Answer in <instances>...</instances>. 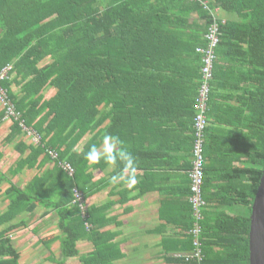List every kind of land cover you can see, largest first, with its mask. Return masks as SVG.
I'll return each instance as SVG.
<instances>
[{"label":"trees","instance_id":"1","mask_svg":"<svg viewBox=\"0 0 264 264\" xmlns=\"http://www.w3.org/2000/svg\"><path fill=\"white\" fill-rule=\"evenodd\" d=\"M206 1L211 9L220 7L235 17L217 18L221 40L208 121L215 113L218 122H241V132L235 148L232 140L229 151L218 154L221 157L211 168H220L213 170L207 165L205 131L203 194L208 206L202 221L203 264H250L252 205L264 170V0ZM196 12L204 20L202 24L190 22ZM213 21L214 16L199 0H0V75L10 67L0 83L17 115H10L14 120L10 135L23 131V124L40 134V141L31 146L32 152L23 161L29 166L54 162L52 173L43 177L52 178L55 185H45L41 193L12 184L7 191L11 203L6 220L33 211L41 203L58 215L62 232L41 240L45 245L50 247L59 238L67 259L78 255L77 241L90 238L97 249L82 256V264H111L117 259L116 244L107 240V244H96L99 234L91 231L93 211L86 208L85 215L81 203L75 201V190H79L86 206L90 176L84 155L73 148L91 127L107 120L115 134L122 124L137 122L141 116L145 122H156V117L165 115L161 99H165L164 109L181 107L176 113H184L191 105L194 109L203 66L197 48L207 46L205 35ZM48 57L50 62L42 65ZM14 82L23 95L12 91ZM49 87L55 89L54 95L44 99ZM184 88L191 90L190 95H179ZM182 98L185 103L180 105ZM7 112L0 115V121ZM89 148L87 141L82 150L86 153ZM130 152L135 156L132 149ZM234 161L241 165L235 166ZM23 167L20 164L18 171ZM193 168L194 164L190 173ZM216 180L223 181L220 188L228 191L223 196L226 203H240L248 210L246 215L221 212L214 218L207 212L213 199L206 190ZM187 219L186 244L191 252L192 205ZM5 241L2 246L9 240ZM18 255H10L12 263H17ZM186 256L172 262L192 264Z\"/></svg>","mask_w":264,"mask_h":264},{"label":"crops","instance_id":"2","mask_svg":"<svg viewBox=\"0 0 264 264\" xmlns=\"http://www.w3.org/2000/svg\"><path fill=\"white\" fill-rule=\"evenodd\" d=\"M194 20L199 24L204 22L197 12L191 14L190 22L193 23ZM11 89L19 96L21 93L23 95L18 83L14 82ZM48 89L52 94H49ZM48 89L44 91V99H50L54 95L55 89ZM186 92L190 95L191 90L184 88L179 95ZM191 99L189 96V101L192 102ZM164 100L161 99L160 106L162 105L161 110H164L165 115L156 117V122H145L141 116L137 118V122H125L119 130L125 146L135 153L142 173L140 183L134 190L135 194L109 183L111 176L117 174L122 165L110 168L101 161L99 165L88 168L90 178L86 208L91 209L95 215L91 231L94 229L99 234L96 236V244L101 246L105 241V244L110 242L117 245L119 256L111 264H182L172 262V259L190 252L186 244L189 230L185 223L191 209L190 170L195 140L192 116L195 111L192 105L185 107L184 113H176V110L181 109L179 106L164 109ZM220 102L235 104L234 101ZM183 103L185 101L182 98L179 104ZM5 104L0 100V115L4 110L6 112ZM13 124V117L7 114L0 121V264H45V247L54 251L57 248L63 258L59 238L50 247L41 242L45 238L62 234L58 215L40 203L33 211H24L8 220L4 216L11 203L7 191L12 184L25 191L38 190L41 193L45 192V185L55 186L52 178L46 180V176L43 177L46 172L48 175L52 173L54 162L47 161L44 165L37 162L34 166L25 164L23 160L32 152L31 146L36 144L33 138L37 132L34 129L30 133L23 130L11 137ZM240 124L241 122H218L215 113L212 114L206 130V159L209 169L220 168L211 166L224 152L229 151L227 149L232 140L235 148L236 138L240 140ZM111 126V120H107L91 127L78 143L81 149L87 141L90 147L93 144L100 146L101 138L106 133L119 135L115 134ZM43 158L44 155L40 156L39 162ZM20 164L24 167L18 171ZM234 165L240 166L241 162L234 161ZM213 184L215 185H210L206 190V195L210 194L211 200L213 199L210 208H207L212 217L217 218L221 212H227L230 216L247 214L245 206L235 202L228 204L223 199L228 192L220 188L223 181L216 180ZM5 240H9L8 244L2 246ZM76 247L80 262L82 256H88L97 249L90 238L80 239ZM8 248H13L14 253L9 252ZM15 253L19 254V258L17 263H12L10 255L14 256ZM77 256L74 257L78 258ZM61 258L54 257L53 262L57 264L63 261Z\"/></svg>","mask_w":264,"mask_h":264},{"label":"built area","instance_id":"3","mask_svg":"<svg viewBox=\"0 0 264 264\" xmlns=\"http://www.w3.org/2000/svg\"><path fill=\"white\" fill-rule=\"evenodd\" d=\"M202 2L204 7L208 9L214 16V21L211 23L208 31L205 35V38L208 40L207 46H199L197 51L202 54L203 66L201 68V85L199 88V93L196 98L194 105L195 109V142H194V168L190 173L191 177V196L190 202L194 210L195 223L191 229L193 234V245L194 248L191 252L187 253L189 256H186V260H192V264H203L204 254L202 252V239L203 226L202 221L204 219V209L208 206V202L204 198L203 194V185H204V173L203 166L205 164V155H204V139L205 131L208 127V111H209V99L211 93V82L214 79V65L217 60V47L221 40V31L219 23L217 22L218 13L220 12L219 7H216L214 10L211 9L206 0H199ZM10 67L4 69V72L0 75V80L5 78L7 75V70ZM0 100L6 103L7 114L16 116L13 105L8 99L7 89H5L0 83ZM24 130L28 133L31 132V129L24 126ZM34 142L37 143L40 141L41 136L39 133H36ZM64 167L69 169L70 172H74L72 166L69 163H65ZM75 201L81 203V208L85 213L86 206H84V198L82 193L79 190H75Z\"/></svg>","mask_w":264,"mask_h":264},{"label":"clouds","instance_id":"4","mask_svg":"<svg viewBox=\"0 0 264 264\" xmlns=\"http://www.w3.org/2000/svg\"><path fill=\"white\" fill-rule=\"evenodd\" d=\"M73 152L84 155L89 167L99 165L103 161L110 168L122 165L120 171L112 175L109 183L116 187L121 186L132 194L140 183L139 177L142 174L137 164V158L125 146L119 135L104 134L100 146L93 144L86 153L80 145L73 148Z\"/></svg>","mask_w":264,"mask_h":264},{"label":"water","instance_id":"5","mask_svg":"<svg viewBox=\"0 0 264 264\" xmlns=\"http://www.w3.org/2000/svg\"><path fill=\"white\" fill-rule=\"evenodd\" d=\"M250 264H264V170L252 205Z\"/></svg>","mask_w":264,"mask_h":264},{"label":"rangeland","instance_id":"6","mask_svg":"<svg viewBox=\"0 0 264 264\" xmlns=\"http://www.w3.org/2000/svg\"><path fill=\"white\" fill-rule=\"evenodd\" d=\"M220 9V7H219ZM218 16L220 17L221 16V19H227V18H235L233 15H230V14H227V13H224L223 11L220 10V12L218 13ZM51 58L48 57L47 60H45V63L49 62ZM48 91H50L48 89ZM47 92V91H46ZM49 94H52V92L50 91ZM7 175V174H6ZM5 175V176H6ZM53 195V194H52ZM86 254V253H85ZM61 254L60 252L57 250L54 251L53 249H48L47 247H45V264H56L55 262L52 261V259L54 257H56L57 259L61 258ZM78 257V256H77ZM62 260H65L63 258H61ZM82 263V260L80 262V257L76 258V257H70V258H67L66 259V263L65 264H81Z\"/></svg>","mask_w":264,"mask_h":264}]
</instances>
